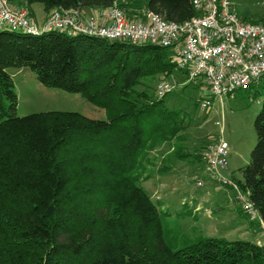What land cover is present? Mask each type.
Segmentation results:
<instances>
[{
  "label": "trees",
  "instance_id": "16d2710c",
  "mask_svg": "<svg viewBox=\"0 0 264 264\" xmlns=\"http://www.w3.org/2000/svg\"><path fill=\"white\" fill-rule=\"evenodd\" d=\"M8 1L41 3L50 13L106 10L121 0ZM238 2L237 14L248 21ZM145 8L177 22L198 15L192 0H149ZM10 67L81 93L107 119L71 111L17 115ZM175 69L170 50L149 43L0 30V264H264V244L177 230L142 185L166 167L148 168L158 147L174 142L176 157L191 155L179 144L184 116L157 94ZM255 130L250 161L232 178L264 222V92Z\"/></svg>",
  "mask_w": 264,
  "mask_h": 264
},
{
  "label": "rangeland",
  "instance_id": "374dc122",
  "mask_svg": "<svg viewBox=\"0 0 264 264\" xmlns=\"http://www.w3.org/2000/svg\"><path fill=\"white\" fill-rule=\"evenodd\" d=\"M148 1L121 0L116 6L142 18L147 12L145 5ZM13 4L18 5L16 2ZM18 6L26 7L29 17L37 23L26 2ZM34 8L39 11L40 24L45 9L41 3H35ZM238 12L244 19L264 25V0H239ZM170 52L174 59L173 51ZM8 72L14 81L18 100L16 113L19 116L46 111H71L94 119H107L106 110L81 93L47 87L27 67H10ZM159 79L151 83L153 89ZM167 80L173 85V91L165 96V104L170 110H180L184 116L187 128L182 133L185 139L179 144L191 155L187 158L176 157L174 142L158 147L150 153L149 160L153 165L148 168L166 167L160 171L154 170L142 185L151 194L152 200L160 203L162 211L170 213V219L176 222V229L190 237L264 244V223L260 218L253 220L246 215L233 190L210 176L202 158L204 148L215 141L219 134L220 127L215 122L223 119L224 137L230 146L228 175L241 177L239 169L249 163L251 151L257 143L255 119L262 108L264 77L248 89L225 96L223 103L215 98L213 105L206 110H202L201 103L197 102L210 96L201 79L191 80L183 71L175 69ZM193 209L194 214H185Z\"/></svg>",
  "mask_w": 264,
  "mask_h": 264
},
{
  "label": "built area",
  "instance_id": "2783aa9c",
  "mask_svg": "<svg viewBox=\"0 0 264 264\" xmlns=\"http://www.w3.org/2000/svg\"><path fill=\"white\" fill-rule=\"evenodd\" d=\"M238 0H192L198 15L184 22L165 19L147 11L142 18L132 17L116 5L100 18L88 16L75 8H54L40 27L29 17L26 7L0 0V30L28 33L57 30L68 34H86L109 41L149 43L173 51L177 69L191 80L201 79L210 96L201 101L206 110L219 98L240 89H248L264 77V25L244 21L236 12ZM173 91L168 80L157 84L160 97ZM215 141L203 150L210 176L233 190L250 219L260 218L258 210L236 180L228 175L230 146L225 140L224 120ZM261 222L262 219L260 218Z\"/></svg>",
  "mask_w": 264,
  "mask_h": 264
},
{
  "label": "crops",
  "instance_id": "0c3cea01",
  "mask_svg": "<svg viewBox=\"0 0 264 264\" xmlns=\"http://www.w3.org/2000/svg\"><path fill=\"white\" fill-rule=\"evenodd\" d=\"M34 5L35 4H33V5H31L30 6V9L32 10V12H31V15H32V17L37 21V23L39 24V19H38V14H39V11H37L36 10V8H34ZM131 9V8H130ZM129 9V10H130ZM105 10H102V9H100V10H98V9H84V10H82V12L84 13V14H86V15H88V16H93V17H97V18H100L102 15H103V12H104ZM131 11V13H133V15H134V12L132 11V10H130ZM38 12V13H37ZM48 14L49 13H47L45 10H44V13H43V16H42V18H41V23L39 24L40 26H42L43 24H44V22H45V20H46V18H47V16H48ZM132 15V14H131ZM132 17H135V15L134 16H132Z\"/></svg>",
  "mask_w": 264,
  "mask_h": 264
}]
</instances>
